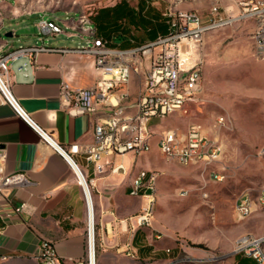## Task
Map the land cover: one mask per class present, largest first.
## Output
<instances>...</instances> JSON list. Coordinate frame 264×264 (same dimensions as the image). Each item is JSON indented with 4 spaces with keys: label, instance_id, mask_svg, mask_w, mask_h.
Segmentation results:
<instances>
[{
    "label": "crops",
    "instance_id": "0c3cea01",
    "mask_svg": "<svg viewBox=\"0 0 264 264\" xmlns=\"http://www.w3.org/2000/svg\"><path fill=\"white\" fill-rule=\"evenodd\" d=\"M121 3L133 10V16L124 14L120 9ZM116 5L120 10L103 16L105 20L97 16L95 23L88 18L82 24V16L71 14L62 21L61 26L69 30L65 32L68 40L78 38L76 47L68 42L46 44L47 39H37L35 42L38 46L44 45L51 50L38 53L29 65L25 62L24 66V62H20L16 71L9 76L12 93L21 107L63 148L74 143H90L94 123L107 119L114 110L98 103L94 115L72 116L58 98L61 78L76 87L86 88L100 77L93 59L75 51L92 43V38L86 32H81V27L93 28L95 38L116 50L144 47L167 32L163 16L166 9L159 2L115 0L99 7L91 16H96L100 9ZM28 18L32 16L23 12L16 5V0H0V52L13 49L11 41L2 37H7V34H11V37L15 33V22ZM143 90V76L134 74L126 89L127 101L124 106H119L125 115L136 113L135 103ZM178 117L172 116L161 123L154 121L153 131L159 134L173 128L183 132L176 126L180 121ZM181 120L185 122L182 117ZM0 146L6 157L5 173H22L29 181L22 187L7 188L4 191L5 199L0 201V257L7 258L0 264L8 261L37 264L34 256L41 241L53 243L63 264H74L76 260L84 258L90 216L85 190L74 170L60 154L40 140L9 106L1 103ZM158 152L154 138L147 154L136 157L126 153L111 158L114 164L123 165V173H112L107 169L101 175L95 174L93 166L86 162L83 155L74 157V164L86 181L90 194L91 218L102 255L113 258L131 256L132 259L146 255V258H141L145 261L156 253H174L182 249V239L171 232L152 236L145 232V227L137 228L134 223L130 224V219L139 213L142 200L129 196V185L139 170H156L146 169L144 161H150L149 157ZM137 161L141 162L140 167H136ZM20 206H23L21 213H15L14 209ZM240 259L248 258L234 254V264Z\"/></svg>",
    "mask_w": 264,
    "mask_h": 264
},
{
    "label": "built area",
    "instance_id": "2783aa9c",
    "mask_svg": "<svg viewBox=\"0 0 264 264\" xmlns=\"http://www.w3.org/2000/svg\"><path fill=\"white\" fill-rule=\"evenodd\" d=\"M239 6L235 16L217 8L207 12L166 10L163 16L168 26L167 35L158 37L144 47L128 50L111 49L101 39L95 38L93 28L81 27V32H86L92 38V43L75 51L93 59L100 77L86 88L76 87L61 78L58 98L62 107L72 116L94 115L98 103L114 108L107 119L94 123L92 140L88 144L74 143L66 148L56 144L51 134L32 119L12 93L10 74L16 71L20 62H24V66L25 62L29 65L38 53L51 50L44 45L0 52V103L9 106L40 140L52 147L70 165L85 190L88 213L90 194L86 181L79 175L74 164L76 155H83L86 162L93 166L95 174L101 175L107 169L112 173H123V165L114 164L111 158L126 153L136 157L147 154L156 138L157 148L167 162H176L185 167L197 166L203 171H209L220 155L219 135L231 130L232 122L227 115L215 116L207 128L200 122L205 106L202 65L204 38L233 23L253 19L256 21L253 42L259 50L264 47V0L241 2ZM80 20L85 24L84 17ZM35 28L38 36L43 38L66 34L60 20L45 15L39 16ZM137 73L143 76L144 90L135 103L136 113L125 115L119 106H124L127 101L126 89L132 76ZM174 115L185 120V132L173 128L159 134L153 131L154 121L165 122ZM260 154L264 155V144ZM5 159L0 146V201L5 199L4 191L7 188L22 187L29 183L25 174L5 173ZM161 175L163 173L158 170H139L132 178L128 194L140 198L142 206L139 213L130 219L131 225L134 223L137 228L150 226L156 204L154 186ZM214 178L221 179L218 175H214ZM186 194L185 191L180 192V196ZM258 202L264 204V197H259ZM253 204L248 195H241L234 208L236 218L242 220L250 216ZM14 210L20 214L23 206ZM92 228L94 240V226ZM89 236L90 226L85 257L76 260L74 264H96L94 241L91 250ZM233 253L251 259L255 264H264V235L246 233L239 236L234 242ZM6 259L1 256L0 262ZM34 259L37 264H63L53 243L49 241L39 243Z\"/></svg>",
    "mask_w": 264,
    "mask_h": 264
},
{
    "label": "rangeland",
    "instance_id": "374dc122",
    "mask_svg": "<svg viewBox=\"0 0 264 264\" xmlns=\"http://www.w3.org/2000/svg\"><path fill=\"white\" fill-rule=\"evenodd\" d=\"M115 0H16V5L32 18L15 22L9 40L12 48L37 46L41 40L34 26L38 15L62 21L79 15L90 18L99 7ZM134 2L135 0H129ZM159 2L166 10L207 12L212 8L235 16L239 3L250 0H148ZM64 32L68 29L62 27ZM256 21L243 20L211 32L204 38L202 65L205 106L200 122L204 128L218 115H227L232 127L219 135L220 155L209 171L197 166L169 164L160 152L144 161L146 169L163 173L155 183V210L145 232L155 236L171 232L182 239V249L174 253H156L149 260L113 258L102 255L94 234L96 264H234L235 240L246 233L264 235V47L253 42ZM46 44L68 42L76 47L78 38L66 34L43 38ZM175 117H178L174 115ZM179 118V117H178ZM171 119L168 118L167 120ZM176 126L185 132L186 122ZM141 162L137 161L136 167ZM213 172V173H212ZM214 175L221 177L216 180ZM185 191V196L180 192ZM253 204L250 216L239 220L234 208L241 195ZM205 195V196H204ZM137 199L136 197H133ZM3 264H32L8 261Z\"/></svg>",
    "mask_w": 264,
    "mask_h": 264
},
{
    "label": "trees",
    "instance_id": "16d2710c",
    "mask_svg": "<svg viewBox=\"0 0 264 264\" xmlns=\"http://www.w3.org/2000/svg\"><path fill=\"white\" fill-rule=\"evenodd\" d=\"M121 8H122V10H123V12H124L125 15H126V14H129V15L133 16V15H132L133 10H132L131 8H127V7L124 5V3H121V4H120V9H121ZM120 9H119V7H118L117 5L114 6L113 8H104V9H100V10L98 11V13H97L96 16H90V20H91L93 23H95V22H96V18H97V16H102V19L105 20V17L103 18V16H107V15H109L111 11L116 12L117 10H120ZM137 21H139V18H137ZM166 25H167V23H166ZM167 28H168V26H167ZM167 32H168V29H167ZM167 32H166L164 35H162V36L167 35ZM237 264H254V263H253V261L248 260V259H240V260H238Z\"/></svg>",
    "mask_w": 264,
    "mask_h": 264
},
{
    "label": "bare ground",
    "instance_id": "6f19581e",
    "mask_svg": "<svg viewBox=\"0 0 264 264\" xmlns=\"http://www.w3.org/2000/svg\"><path fill=\"white\" fill-rule=\"evenodd\" d=\"M91 215H92V209H91V204H89V226H90V244H91V250H92V245H93V218H91ZM91 218V219H90Z\"/></svg>",
    "mask_w": 264,
    "mask_h": 264
},
{
    "label": "water",
    "instance_id": "95a60500",
    "mask_svg": "<svg viewBox=\"0 0 264 264\" xmlns=\"http://www.w3.org/2000/svg\"><path fill=\"white\" fill-rule=\"evenodd\" d=\"M11 34H7L6 36L9 37Z\"/></svg>",
    "mask_w": 264,
    "mask_h": 264
}]
</instances>
